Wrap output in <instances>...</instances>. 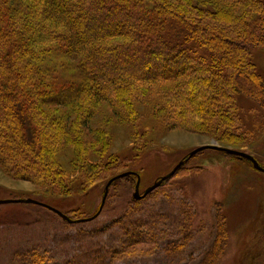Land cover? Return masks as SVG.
Here are the masks:
<instances>
[{
	"label": "trees",
	"instance_id": "1",
	"mask_svg": "<svg viewBox=\"0 0 264 264\" xmlns=\"http://www.w3.org/2000/svg\"><path fill=\"white\" fill-rule=\"evenodd\" d=\"M260 46L264 0H0V165L14 178L70 193L77 187L58 159L68 151L81 174L80 188L109 172L104 193L124 173L129 175L111 188L121 180L136 187L139 175L109 154L111 134L104 127L93 132L90 124L107 105L137 138L142 101L150 104L165 84L173 87L164 97L168 108L162 105L169 129L234 145L238 94L264 105V80L253 58ZM60 51L77 62L84 79L54 100L45 65ZM91 153L101 162L92 163ZM100 206L89 217L63 214L89 219ZM216 206L219 241L198 264H219L228 246L226 204ZM186 210L187 221L173 242L177 250L192 237L196 212L187 202ZM155 228L154 235L170 239L168 231Z\"/></svg>",
	"mask_w": 264,
	"mask_h": 264
},
{
	"label": "rangeland",
	"instance_id": "2",
	"mask_svg": "<svg viewBox=\"0 0 264 264\" xmlns=\"http://www.w3.org/2000/svg\"><path fill=\"white\" fill-rule=\"evenodd\" d=\"M253 52L258 73L264 80V46ZM45 74L54 100L84 79L77 62L63 51L46 62ZM172 88L165 84L159 94L151 95L150 104L142 101L140 110L144 116L137 138L107 105L101 106L90 124L93 132L104 127L111 134L109 154L125 161L126 169L139 175L141 195L202 146L245 152L264 168L263 104L245 93L238 94L241 120L235 133L239 137L233 139L234 145L222 144L214 136L181 127L168 128L162 105ZM143 89L149 91L147 87ZM150 94L151 91L145 98ZM157 105L160 108L154 113ZM168 106L167 99L164 108ZM88 140L92 143L93 135L88 134ZM90 157L92 163L101 162L95 153ZM58 159L72 187H77L72 192L14 178L0 165V201L38 199L73 218L93 215L102 203L104 177L108 178L110 172L84 189L78 186L81 174L75 167L73 154L67 151ZM135 191L134 183L119 181L111 188L101 215L79 224H68L55 213L35 205L0 206V264H198L219 241L218 231L213 227L217 202L226 204L229 238L219 264H264V173L249 161L206 150L141 201L134 200ZM186 202L196 212L192 237L177 250L173 242L179 239L187 221ZM157 221L161 222L155 224ZM154 225L157 230L168 231L170 239L154 235ZM149 234L151 239L147 240Z\"/></svg>",
	"mask_w": 264,
	"mask_h": 264
},
{
	"label": "water",
	"instance_id": "3",
	"mask_svg": "<svg viewBox=\"0 0 264 264\" xmlns=\"http://www.w3.org/2000/svg\"><path fill=\"white\" fill-rule=\"evenodd\" d=\"M206 150H213V151H217V152H220L224 155H228V156H234V157H237L239 159H242V160H246V161H249L253 166L254 168H256L257 170L261 171L264 173V168L259 164V162L251 155L245 153V152H242V151H238V150H234V149H230V148H226V147H220V146H216V145H210V146H202V147H199L195 150H193L189 155H188V158H186L184 161H181L174 169L171 173H169L168 175L164 176L163 178H161L160 180H158L157 182H155L150 188H148L144 195H141L140 194V180L138 181V184L136 186V191H135V194H134V199L135 200H141L145 197H147L149 194H151L152 192H154L155 190H157L158 188H160L163 183L165 181H168L170 180L177 172L180 168H182L184 165H186L192 158H194L196 155H198L199 153H202ZM129 174L128 173H124V174H121L113 179H111L106 188H105V193H104V196H103V199H102V203H101V206H100V209L98 211V213L92 217V218H89V219H83V220H72L70 219L68 216H66L65 214H63L62 212L58 211L57 209L51 207V206H48L44 203H41L39 201H36V200H33V199H11V200H4V201H0V206H4V205H12V204H26V205H35V206H38V207H41V208H45L53 213H55L58 217H60L62 220H64L65 222H67L68 224H79V223H86V222H89V221H93L95 219H97L104 207H105V204H106V201H107V198H108V195H109V191H110V188L112 186V184L120 179H123L125 177H127Z\"/></svg>",
	"mask_w": 264,
	"mask_h": 264
}]
</instances>
